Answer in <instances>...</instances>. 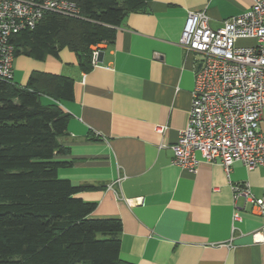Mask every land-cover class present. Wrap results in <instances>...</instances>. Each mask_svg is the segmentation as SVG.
Masks as SVG:
<instances>
[{"label": "crops", "instance_id": "crops-1", "mask_svg": "<svg viewBox=\"0 0 264 264\" xmlns=\"http://www.w3.org/2000/svg\"><path fill=\"white\" fill-rule=\"evenodd\" d=\"M252 0H147L97 49L89 71L62 49L58 57L13 60V83L32 72L73 81V98L57 159L60 179L84 189L94 219L121 223L120 253L131 264H264V216L230 185L264 195V170L201 160L194 173L172 165L170 146L187 124L196 55L178 47L188 12L203 11L211 28L247 11ZM241 42L240 45H248ZM47 102V99H42ZM164 128L163 133L158 131ZM239 219L233 221V214ZM257 236L254 238V235Z\"/></svg>", "mask_w": 264, "mask_h": 264}, {"label": "trees", "instance_id": "trees-1", "mask_svg": "<svg viewBox=\"0 0 264 264\" xmlns=\"http://www.w3.org/2000/svg\"><path fill=\"white\" fill-rule=\"evenodd\" d=\"M76 18L46 13L14 35V58L35 61L67 49L78 68L92 65V47L110 43L124 17L147 0H70ZM73 81L32 72L24 86L0 81V264H131L120 259L121 223L94 219L95 204L76 197L83 187L57 176L66 162L60 138ZM42 99H47L43 102Z\"/></svg>", "mask_w": 264, "mask_h": 264}, {"label": "built area", "instance_id": "built-area-1", "mask_svg": "<svg viewBox=\"0 0 264 264\" xmlns=\"http://www.w3.org/2000/svg\"><path fill=\"white\" fill-rule=\"evenodd\" d=\"M46 13L79 16L70 0H0V81L13 82L12 37L34 29ZM209 22L203 11L188 12L178 41L197 59L187 124L169 147L171 163L194 173L199 154L206 163L220 164L227 176L237 162L264 170V0H252L247 11L218 28ZM96 53L92 47L93 63ZM230 188L234 200L242 196L254 214L264 216V195L255 198L247 184ZM232 219H239L237 213Z\"/></svg>", "mask_w": 264, "mask_h": 264}, {"label": "water", "instance_id": "water-1", "mask_svg": "<svg viewBox=\"0 0 264 264\" xmlns=\"http://www.w3.org/2000/svg\"><path fill=\"white\" fill-rule=\"evenodd\" d=\"M199 68V65L197 66V69Z\"/></svg>", "mask_w": 264, "mask_h": 264}]
</instances>
